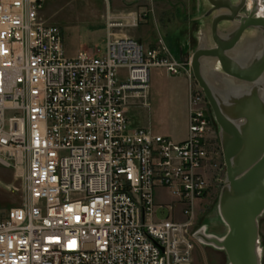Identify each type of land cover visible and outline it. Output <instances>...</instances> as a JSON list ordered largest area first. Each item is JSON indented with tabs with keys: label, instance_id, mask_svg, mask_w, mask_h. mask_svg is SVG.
<instances>
[{
	"label": "built area",
	"instance_id": "built-area-1",
	"mask_svg": "<svg viewBox=\"0 0 264 264\" xmlns=\"http://www.w3.org/2000/svg\"><path fill=\"white\" fill-rule=\"evenodd\" d=\"M46 1L0 0V159L27 167L24 203L0 214V264H191L219 133L206 96L191 91L183 141L132 127L129 100L147 103L151 68L184 64L131 36L68 56Z\"/></svg>",
	"mask_w": 264,
	"mask_h": 264
},
{
	"label": "rangeland",
	"instance_id": "rangeland-1",
	"mask_svg": "<svg viewBox=\"0 0 264 264\" xmlns=\"http://www.w3.org/2000/svg\"><path fill=\"white\" fill-rule=\"evenodd\" d=\"M262 3L264 5V0ZM208 6L207 0H47L44 12L49 23L62 29L68 56H74L80 50L104 53L108 21L111 18L124 23L113 27L116 36L134 37L145 46L149 42L152 47H165L174 58L182 62L184 69L181 75H168L164 67L153 66L150 104L131 107L128 114L132 127H145L177 140L183 132V119L179 120V116L186 100L187 86L190 85L195 93L205 95L194 77L191 58L199 47L204 46L202 43H206V40V45H213L209 21L212 14L206 17ZM208 68V75L216 79L214 82L218 85L219 65H209ZM203 103L214 120L211 109L205 104L207 102L204 100ZM209 149L213 156L211 165H215V169L209 166V170L212 168L209 172L210 188L196 208V229L209 237L223 239L228 225L220 213V198L227 185V167L220 133H211ZM26 173L27 167L20 157L12 161L9 167L0 159V214L24 203ZM157 196L170 203L176 201V196L168 189L159 188ZM174 204L175 216L181 218L180 206ZM258 224L260 264H264V213L259 217ZM191 264L231 263L224 249L198 240Z\"/></svg>",
	"mask_w": 264,
	"mask_h": 264
},
{
	"label": "water",
	"instance_id": "water-1",
	"mask_svg": "<svg viewBox=\"0 0 264 264\" xmlns=\"http://www.w3.org/2000/svg\"><path fill=\"white\" fill-rule=\"evenodd\" d=\"M208 1L213 8L206 17L222 7L230 12L215 16L210 36L213 45H206L207 40L202 43L204 46L192 55L191 67L220 129L227 167V185L221 194L220 213L229 232L220 239L201 231L199 238L224 249L231 264H260L258 220L264 213V49L248 65H243L228 52L236 47L246 30H264V17L255 16L254 0V9L249 15L243 14L235 30L230 32L232 28L224 26V32L227 31L222 32L224 37L219 30L220 24H236L247 1L241 0L239 5L232 0ZM206 63L219 65L228 76L242 82L239 86L245 89L242 95L238 93L231 100H222L210 83Z\"/></svg>",
	"mask_w": 264,
	"mask_h": 264
},
{
	"label": "flooded vegetation",
	"instance_id": "flooded-vegetation-1",
	"mask_svg": "<svg viewBox=\"0 0 264 264\" xmlns=\"http://www.w3.org/2000/svg\"><path fill=\"white\" fill-rule=\"evenodd\" d=\"M232 1L235 5H239L241 2V0H232ZM246 1H247V5H245V7H243L240 10L239 15L237 16L236 24H232V23H228V22H222L220 24L219 30H220L222 36L225 37L224 34L227 32V31L224 32V28H225L224 26H226L227 28H232L230 31V32H232L233 30H235L237 28L238 22H240L243 14L249 15L252 12V10L254 9V0H246ZM207 2L209 3V6H208V9L206 10V12H208L210 9L213 8V5L210 4V2L208 0H207ZM262 2H263V0H256L255 1V4H256L255 5L256 6L255 7L256 8L255 16L256 17H264V5ZM228 12H230V11L225 7H222L218 11H214L212 13L211 18H209V21H211L210 26L212 25V22H213L215 16H217L218 14H221V13H228ZM209 16H207V17H209ZM210 29H211V27H210ZM211 36H212V33H211ZM263 49H264V30L258 29V28L257 29L250 28L244 32L240 42L236 45V47L234 49L230 50L228 53L230 56H232L236 60L240 61L243 65H245V64L248 65L253 60L257 59L260 56ZM209 65L213 66L214 64H209V63L205 64V69L207 71H209L208 70ZM215 69L216 68H214V70ZM219 70H218V73H219L218 74L219 75L218 85H217L216 81L214 82L215 79L214 80H213V78L211 79L209 75H208V77H209L210 83L212 84L213 88H215V90L221 96L222 100H224L225 102L228 100H231L235 96L241 94L242 91L245 90L244 88L239 87L240 84H242V82H239V80L228 76L221 68ZM234 83L235 84L237 83V84L233 85ZM207 103H208V107L212 111V108H211L208 100H207ZM212 114L214 115L213 111H212ZM215 122H216V120H215ZM216 126L218 127V131L220 133V129H219L217 122H216Z\"/></svg>",
	"mask_w": 264,
	"mask_h": 264
},
{
	"label": "crops",
	"instance_id": "crops-1",
	"mask_svg": "<svg viewBox=\"0 0 264 264\" xmlns=\"http://www.w3.org/2000/svg\"><path fill=\"white\" fill-rule=\"evenodd\" d=\"M45 9V8H44ZM43 13H44V17L46 18V16H45V12L43 11ZM111 19V18H110ZM109 19V20H110ZM47 20V19H46ZM48 21V20H47ZM49 22V21H48ZM109 22V21H108ZM113 29V28H112ZM112 29H110L109 27H108V37H107V42H108V40L112 37H119V36H116L115 35V33H114V31L112 30ZM146 46H148V47H152V46H149V42H148V45H146ZM182 54H183V52H182ZM173 56V55H172ZM174 57V56H173ZM183 60V59H182ZM168 73V72H167ZM168 75H172V74H169L168 73ZM188 85V84H187ZM150 89H151V87H150ZM187 93H186V100H185V103H184V107H183V111L182 112H180V116H179V120H181V119H183V123H182V134H181V136L180 137H178V139L177 140H175V139H173L174 141H177V142H180V141H183V140H185L187 137H188V135H189V124H190V111H191V91H192V88L190 87V85H188L187 86ZM149 93H150V91H149ZM150 104V102H149V94H148V101H147V103L145 102V101H143V100H140V99H137V98H131L130 100H129V111H130V109H131V107H143V106H147V105H149ZM128 111V112H129ZM129 114V113H128ZM163 135V134H162ZM228 232H229V227H228V231H227V233H226V235L228 234ZM225 235V236H226Z\"/></svg>",
	"mask_w": 264,
	"mask_h": 264
}]
</instances>
